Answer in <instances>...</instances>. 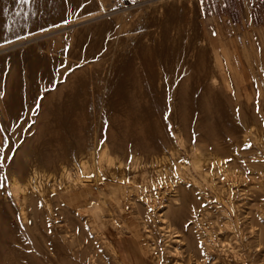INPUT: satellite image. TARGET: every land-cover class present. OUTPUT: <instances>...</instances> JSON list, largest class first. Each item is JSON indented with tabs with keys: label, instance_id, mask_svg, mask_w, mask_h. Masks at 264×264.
Here are the masks:
<instances>
[{
	"label": "rangeland",
	"instance_id": "obj_1",
	"mask_svg": "<svg viewBox=\"0 0 264 264\" xmlns=\"http://www.w3.org/2000/svg\"><path fill=\"white\" fill-rule=\"evenodd\" d=\"M208 1L214 6L218 0H76L58 19L41 13L38 0H12L9 7L4 2L7 8L0 13V158L5 161L0 167V226L3 223L4 228L0 230L8 232L10 226L28 244L29 248L21 242H17L20 249L18 244V250L12 247L18 264H29L31 256L34 261L39 257L42 264H128L125 259L129 264H264V1L250 5V10L256 5L262 16L257 24L241 22L229 36L221 35L220 48L214 50L208 42L209 21L200 12ZM221 7V15L226 14V7ZM83 31L88 41L82 44L77 41ZM85 46L93 48L97 58L89 60ZM41 59L49 61L50 70ZM127 64L151 82L158 99L163 87L174 92L176 82L191 87L190 75L204 68L202 83L229 97L236 111L243 104L246 119L233 139H215L211 149L205 139L188 141L178 120L169 126L172 145L159 153L115 154L107 149L111 158L124 165L125 176L117 168L99 165L103 144L83 153L85 158L72 156L67 165L73 175L82 176L80 159L88 162L91 183L74 186L62 180L60 164L51 171L38 167L50 178L54 174L47 185L49 208L37 196L34 202L28 192L20 193L26 199L18 201L12 192L15 173L9 175L7 167L18 159L30 169L32 164L37 166L35 157L44 159L50 151L57 154L46 149L44 134L46 129L53 132V124L44 116L47 100L57 103L53 92L66 90L76 75L88 78L96 65L102 70L100 83L111 77L117 85ZM16 77L19 83L12 90ZM176 132L182 133L185 146L178 143ZM22 145L32 149L33 155L23 153ZM212 158L221 165L209 162ZM134 159L148 173L149 185L136 178ZM185 194L192 197L190 202H185ZM177 210L181 222L177 214L179 222L173 221ZM0 238L4 243L5 237ZM133 239L136 245L131 244ZM63 245H68L69 252L62 250ZM47 255L51 260H46Z\"/></svg>",
	"mask_w": 264,
	"mask_h": 264
},
{
	"label": "bare ground",
	"instance_id": "obj_2",
	"mask_svg": "<svg viewBox=\"0 0 264 264\" xmlns=\"http://www.w3.org/2000/svg\"><path fill=\"white\" fill-rule=\"evenodd\" d=\"M4 2L8 3L7 6L9 7V4H11L10 2H12V0H0V13L2 12V10L4 8H7L6 6H4L5 5ZM70 3H72V5H73V3L77 4L76 0H38V7L40 8L41 13L49 15V16H51V18L58 19V18H61L67 10H69ZM37 11H39L38 8H37ZM88 32H89V30H88ZM85 34H86V31H83L79 34V36H78L79 38L77 41L78 43L79 42L87 43L88 37ZM87 46H85L86 47L85 53H87V55L89 56V60L91 58H97L98 53L93 48L91 50L89 49L90 44H89V48ZM83 47H84V45H83ZM81 51H83V50H81ZM143 56H144V54H143ZM145 58L147 59V57H145ZM140 59H142V58H140ZM44 60L46 61V59H43V61L41 59L42 63L44 65H46L47 70H50L51 66L49 65L50 64L49 61H47L45 63ZM98 60H99V58H98ZM147 60H149V59H147ZM142 61H143V59H142ZM144 61H145V59H144ZM144 61H143V64H144ZM99 62H102V60H100ZM151 63L149 61V64H151ZM132 65L133 64H130L124 68L123 74L121 73L122 77L119 80L117 85L114 82L115 79H112L111 77L106 82L100 83L99 74L101 73L102 70H101L100 65H96L95 68L93 69V71L89 73L88 78L79 77L76 75V77L74 78L73 84L70 87H68L66 90L65 89L64 90L59 89L57 93L55 90L56 94H54V92H53V95H51V96H53L57 100V103L56 102L54 104L51 103L50 98H49V100H47L48 101L47 102L48 111H47L46 115H44V113H43V115L47 119L50 120V123L53 124V126H52L53 132H50V131H48V129H46L44 134L48 136L47 137L48 139H45L46 141L45 140L44 141H45L46 149H48V150L53 149V151L55 149V150H57V154L56 155L53 154L54 152L51 154V151H50V152H48L47 157L44 159L39 158V157H35V156L34 157L36 159L34 157H31V158H34L33 161L35 163H37V166L34 167V166H32L33 165L32 164L30 169H28L26 164L20 163V161L18 159L14 163H12L10 166L7 167V171H8L7 173L8 174L11 172L15 173V175H14L15 177L11 176L13 178L14 185L16 186L15 191H12V192L16 193V194L15 193L14 194L16 195L18 201L23 202V200L26 199L25 197H21L20 193L22 195H24V194H27V192H28L30 194L31 193L33 194L34 197H32V200H34V202L36 200L35 196H37L38 200L43 201V204L47 205V207L49 208L50 204L49 205L47 204L48 200H49L48 192H47V189H48L47 185H48V183L51 182V181L49 182V180H51L52 175H54V174H52V175L50 174L51 175V178H50L47 176V174L45 172H46V170H50V171L55 170L57 167L56 165H58V164L61 165L60 170L62 171L61 172L62 173L61 176L63 178L62 180H66L67 182H69V184L74 185V186L82 185V184H85L86 182L91 183V181H92L91 179L93 178V176L90 175L88 162H85V161H83V159H80L81 162H79L78 165H80V167L83 170L84 175H82V176L81 175H77V176L73 175L72 172H70L71 170L67 168V165L71 161L72 156L81 155L82 157H84L83 153H86V151H90V153H92L102 144H103V147L105 150L100 155L99 162H98L99 165L101 164L102 168L104 167L103 165H106L112 169L117 168L118 170H120V173L123 176H125V170L126 169L125 170L123 169L124 165L117 163V161L115 159L111 158V156L107 152V149H110L111 152H113L115 154L116 153L117 154L118 153H121V154L127 153V152H131L132 150H134L136 152L146 153V154L147 153L148 154L154 153V152L159 153L164 148L172 145V141L170 140V137H169V126L172 125V122L175 120H178L179 123L181 124V131L182 132L184 131L183 135L186 134L185 136H187L188 141H197V140L199 141V139H203V140L205 139L208 147L211 149V147L215 146V144H214L215 139H218L221 141H225V140L231 139V138L233 139V137L236 135V131H237L238 127L240 128L242 123L246 119V117H245L246 112L243 109V104L240 105L236 111V106H233L231 104V102H230L231 100L229 97H226L223 93L218 92V91H214V90H212L209 87H206L204 85L205 83L203 82V77L205 76V72H206V70L204 68H201L200 71L198 70L199 72H197V73L194 72L193 74L190 75V78L192 79L191 82H193V85L191 87H189V86L186 87L185 84L176 82L174 92H172L167 87H163L164 89L162 91V98L158 99V97L156 98V95H155V92H157V91L154 90V87H152L153 85L150 84L151 82L144 81V79H142L141 76L139 75L141 73H138L139 71L138 72L134 71L133 69L135 67L133 68ZM152 66H153V64H152ZM137 67H136V69H137ZM42 68H43V66H42ZM150 68H153V67L150 66ZM150 68H149V70H150ZM198 69H199V67H198ZM47 70H46V72H49ZM195 71H196V69H195ZM38 76L39 75L35 76V80L38 79ZM146 76H148V75H146ZM173 78H175V77H173ZM18 83L19 82H18L17 77L14 80L12 79V82H11V85L13 88L12 90L17 88L16 85ZM160 86L161 85H159V87ZM49 87H50V85H49ZM8 92H9V90H8ZM99 93L102 95L101 96L98 95ZM15 94H16V92L14 94H11V95H13L15 98L16 97ZM51 96L49 95V97H51ZM166 116H167V120L165 119ZM171 129H173V128H171ZM175 129H176V127H175ZM251 131H252V129H251ZM178 132L175 133L176 136L179 137L178 143L180 142V144L185 146V142L183 139L184 137L181 136L182 133H178ZM245 133L248 134V132H245ZM8 139H10V138H8ZM185 139H186V137H185ZM217 141L215 140V142H217ZM9 144H10V142H9ZM110 145H112V146H110ZM29 146H31V145H29ZM21 151H23V153H25L27 155H30V156L33 155V150L30 148L28 149L27 146L22 145ZM167 151H168V149H167ZM172 153H174V152H172ZM164 156L166 157V155H164ZM172 156L174 157L173 154H172ZM5 157L7 158L6 155H5ZM2 160H4V159H2ZM73 160H74V158H73ZM155 160H157V159H155ZM162 160H164V159L162 158L161 161H157V162L161 164ZM201 160H202V156L200 157V162H201ZM211 160H212V163L215 165L216 164L218 165L221 163V161L219 159L215 160L212 158V159H210L209 162H211ZM4 162L2 161L3 167H4ZM141 164L142 163L138 162L137 159H134V165L137 168H135L133 170L138 172V175L136 178H140L144 184L145 183L148 184L149 183L148 173L146 171H144L143 169H140ZM5 166H7V164H5ZM219 166H218V168H219ZM38 167L39 168L40 167L45 168L46 169V170H44L45 174L42 173V171H40ZM121 174H120V176L122 177ZM16 175L18 176V179L20 181H22L24 184H22V183H20L21 185L19 184V181L17 180ZM112 175H114V174L112 173ZM95 178L96 177L94 176V179ZM132 178H133V176H132ZM3 179L4 180L7 179L6 175H5V177H3ZM10 180H11V178H10ZM95 180H93V181H95ZM53 182H55V181H53ZM120 182H122V180ZM55 184H57V183H55ZM185 195H187V196L184 197L185 198L184 200L187 203L189 201L188 198L192 199V197L188 196V194H185ZM4 199H5V197H4ZM185 206L186 205L183 206L184 207V208H182L183 210H186ZM178 211L179 210L175 211V213L173 215L171 212L170 213L173 217H175L178 215ZM181 212L179 214H181ZM175 214H177V215H175ZM179 217L181 218V215L180 216L178 215V218ZM180 218L178 219L179 221H180ZM3 220L1 219V221H3ZM176 220H177V218L174 219L173 221H176ZM178 220H177V222H179ZM5 221H7V220H5ZM165 221H168V220H165ZM6 223H8V221ZM42 223H43V221H42ZM2 225H4V224L2 223ZM2 225L0 226V228L3 227ZM41 225H44V224H41ZM166 227H167V225H166ZM10 229L11 228L9 226L8 227V230L10 231V232L8 231L9 233L4 232L3 229L0 230V236L5 237L4 243H2V242L0 243V262H3L4 264H18L17 263L18 261L16 260V254L13 252V249L18 244L17 242H21L20 239L23 240V238H22V235L20 233L18 236V232L16 230H14V231L17 232V235L14 232L12 233ZM132 236H134L133 233H132ZM25 238L26 237H24V239ZM53 238L54 237H52V239ZM57 238L59 239V237H57ZM65 238L67 241V237H65ZM61 239H62L61 241H63V238H61ZM0 240H2V239L0 238ZM64 241H65V239H64ZM72 241H70V242L72 243ZM135 241L136 240L133 239L131 244L136 245ZM24 242L25 241L21 242V244H22L21 246L25 248V246H28V244H25L26 242L25 243ZM43 242H45V241H43ZM75 242L78 243L77 241H75ZM75 242L73 241V244ZM67 243H68V241H67ZM71 243H70V246H71ZM50 244L52 245V242L49 243V245ZM32 245H33V243H32ZM68 245H63L60 247L62 248L63 251H65V250L68 251V249H70L68 247ZM111 245H112L111 248H113L114 252L116 254L119 253V250L117 249L116 244L111 243ZM21 246L19 245V249ZM12 247H13V249H12ZM77 247H75L76 248L75 251L77 250ZM26 248H29V246ZM31 248H33V247L31 246ZM17 250H18V248H17ZM38 250H40V248ZM52 250H54V249H52ZM41 251H43V250H41ZM49 251H50V249H49ZM49 251H47V253H49ZM54 251H55L54 253H56V250H54ZM82 251L84 252V250H82ZM44 252L46 253V251H44ZM68 252H67V254H69ZM45 253H43L44 256H45ZM50 253L53 254L51 251H50ZM61 253H62V251H61ZM21 254H22V252H21ZM51 254H50V256H51ZM73 254H74V252H73ZM70 255H72V254H70ZM153 255L154 254H152V256ZM50 256L47 255L46 260L48 259V257L51 260L52 256L51 257ZM54 256L55 255L53 254V257ZM56 256H59V255H56ZM225 256H226V254H225ZM25 257H27V256H25ZM150 257H151V255H150ZM30 258H31V260H30ZM30 258H29V260H30L29 264H42L38 260V259H40L39 257H37V260L35 258L36 261L33 260L34 256H31ZM62 258L64 259L65 257L62 256ZM22 259L24 260V257ZM56 259L60 260L61 255L59 258H56ZM63 259H62V261H63ZM79 259H80V257H79ZM91 259H93V257ZM41 260H42V258H41ZM44 260H45V258H44ZM27 261H28V259H27ZM58 261H56V262H58ZM71 261L72 260H70L69 263ZM93 261L95 263L96 260H93ZM125 261L130 262L129 259H125ZM52 262L53 261H51V263ZM67 262L68 261H66L65 264H68ZM129 262H127V263L129 264ZM21 263L27 264V262H25V263L21 262ZM60 263H61V261H60ZM62 263L64 264V262H62ZM74 263L76 264V262H73L71 264H74ZM54 264H56V263H54ZM86 264H89V263H86ZM91 264H93V263L91 262Z\"/></svg>",
	"mask_w": 264,
	"mask_h": 264
},
{
	"label": "crops",
	"instance_id": "obj_3",
	"mask_svg": "<svg viewBox=\"0 0 264 264\" xmlns=\"http://www.w3.org/2000/svg\"><path fill=\"white\" fill-rule=\"evenodd\" d=\"M254 4L255 0H218L214 6L208 1V5L205 4L200 7L202 17L209 21L208 26L211 34L208 42L210 49H219L221 35L229 36L236 27H241V22L243 25L247 23L255 25L258 23L262 16L259 14L256 5L254 6L255 10L252 8L250 10V5ZM221 6L226 7V14L221 15ZM220 17L224 22H220Z\"/></svg>",
	"mask_w": 264,
	"mask_h": 264
},
{
	"label": "snow or ice",
	"instance_id": "obj_4",
	"mask_svg": "<svg viewBox=\"0 0 264 264\" xmlns=\"http://www.w3.org/2000/svg\"><path fill=\"white\" fill-rule=\"evenodd\" d=\"M25 2H26V0H25ZM39 109V102H37V104H36V109L35 110H38ZM165 119L167 120V116L165 117ZM169 130H171V129H169ZM249 147H250V145H249ZM3 149L2 148H0V151H2ZM0 161H2V158H0ZM0 167H2V162H0Z\"/></svg>",
	"mask_w": 264,
	"mask_h": 264
}]
</instances>
